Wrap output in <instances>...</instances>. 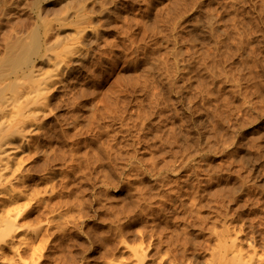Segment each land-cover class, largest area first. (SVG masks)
<instances>
[{
    "label": "rangeland",
    "instance_id": "374dc122",
    "mask_svg": "<svg viewBox=\"0 0 264 264\" xmlns=\"http://www.w3.org/2000/svg\"><path fill=\"white\" fill-rule=\"evenodd\" d=\"M54 1L48 47L94 30L18 154L40 264H233L232 240L264 264V0ZM18 5L0 15L3 60L36 21Z\"/></svg>",
    "mask_w": 264,
    "mask_h": 264
},
{
    "label": "bare ground",
    "instance_id": "6f19581e",
    "mask_svg": "<svg viewBox=\"0 0 264 264\" xmlns=\"http://www.w3.org/2000/svg\"><path fill=\"white\" fill-rule=\"evenodd\" d=\"M44 1L46 0H17V2L0 0V15L1 13H4V16L9 14V10L16 9L21 5H18L19 2L23 3L26 9L35 12L36 18L34 26L31 27L33 28L32 32H30L31 34L15 38L16 40L11 43L14 44L6 47L7 56L4 55V60L0 59V264H27L26 260L32 264H40V261H42L43 250L41 249L43 248H41V246H43V241L39 247L34 244V240L39 238V229H31L26 227V224L21 223L25 219L24 217L27 216L26 212L29 207L34 201L39 200L40 196L38 197L34 193L28 191L25 186L23 187V184H25V176L23 179L22 175L24 160L23 157H19L18 154L28 145V136L40 132L38 121L41 115L46 116V112H48L47 110L50 108L49 104H51V101L49 103V93L52 92L51 90H53V87L60 86L59 84L64 77V73H60V70H63L61 68L67 67L71 59L81 54V43L85 41L80 42L81 40H79L78 37L80 36L81 38V35L85 37L91 30L85 28L77 30V32L74 31L78 37L75 34V38L72 37L69 39V42L72 41L71 44L69 46H64L61 51L59 50L61 46L59 47V45H56V42L59 43L57 40H55L56 46L51 42L53 37L50 39L53 45L50 43V47H48L49 41H46V35L53 30V26L50 31L45 27L49 21L46 22L45 18L43 19L44 16L42 12L52 9L48 8V4L44 5ZM93 1L96 3L102 0ZM62 2L63 4L59 2L61 4L59 5L60 7H64V3H66L68 7L69 5L77 3V5H73L75 9L76 6L82 4H78L79 0H62ZM81 2L84 1L82 0ZM94 5L91 8V12L94 10ZM86 9L85 6H82L78 9L79 12L78 10H76L74 14L72 12L69 18L74 19L72 23L73 26L74 24L77 25V22H81L84 18H87L85 14L87 15L86 12L90 10L86 11ZM31 11H29V14ZM66 14L64 16H66ZM31 18L33 20V17ZM60 18L62 19V17ZM84 22L86 25L87 20ZM1 23H3V21ZM82 23L80 25L84 24ZM28 24H30V22ZM43 28L44 33L42 31ZM92 30L91 32H93ZM86 40H88V38H86ZM51 47H54L53 50H51L52 55H47L48 57L46 58L56 70L53 73H42L39 68L37 69L34 66L32 57L36 56L37 58L40 56L41 59L42 55H46ZM43 49L46 53L43 52ZM47 54L50 53L48 52ZM43 57L41 60H43ZM43 61L47 62L45 61V57ZM49 62H47L48 65ZM44 64H42V66H44ZM39 201L41 202V199ZM23 247H25L26 252L23 250ZM223 248L222 260H225L230 254V261H232L231 263L233 264H251L252 259L246 258L244 251H242V247L238 245L236 240H232L229 246L227 245ZM145 257V254L142 252L140 255L138 253L134 254V260L137 264H144ZM227 259H229V257ZM119 264H124V262H120Z\"/></svg>",
    "mask_w": 264,
    "mask_h": 264
}]
</instances>
